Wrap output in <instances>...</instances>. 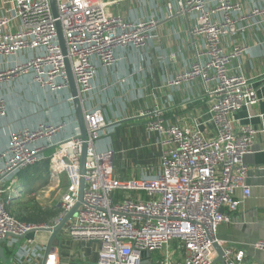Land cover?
<instances>
[{
  "label": "built area",
  "instance_id": "obj_1",
  "mask_svg": "<svg viewBox=\"0 0 264 264\" xmlns=\"http://www.w3.org/2000/svg\"><path fill=\"white\" fill-rule=\"evenodd\" d=\"M54 18L50 0H0V56L14 57L34 52L22 64L0 71V117L7 114L2 85L12 78L30 74L34 83L52 93L68 92L65 57L58 42L59 21L75 82L85 104L97 73L96 60L104 68L116 65L117 52L132 48L144 50L152 39L157 21L138 23L111 13L110 9L132 0H55ZM179 11L194 20L191 34L204 42V52L170 85L200 80L211 98V122L216 136L208 138L201 124L192 128L167 123L160 110L142 112L147 131L157 135L160 148L157 169L140 178H120L114 150L100 151L106 119L101 109H85L88 152L83 204L63 232L76 242L99 245L96 264H143L146 253L163 252L164 264H212L219 227L229 223L243 198L251 190L246 180L249 168L245 156L253 152L260 132L250 125H236L234 115L260 102L256 83L232 71V63L249 50L245 44L225 47V41L264 24V7L244 10L233 0H183ZM204 58V59H203ZM72 102V99L70 98ZM66 122L42 123L34 130L10 135L1 157L5 163L0 175V240L7 236L27 237L36 228L54 227L77 203L80 188V158L83 141L80 132L60 138ZM50 150V174L58 179L66 174L70 185L62 197L63 213L55 222L35 225L17 219L9 211L12 196L6 193L5 179L17 178L21 169L40 163ZM15 180V179H14ZM12 181V180H11ZM75 181V183H74ZM178 242L183 260L172 263L169 247ZM264 252V240L253 243ZM59 247L47 264H60ZM20 264H40V253L30 240L18 252ZM244 253L225 249L226 264H244Z\"/></svg>",
  "mask_w": 264,
  "mask_h": 264
},
{
  "label": "crops",
  "instance_id": "obj_2",
  "mask_svg": "<svg viewBox=\"0 0 264 264\" xmlns=\"http://www.w3.org/2000/svg\"><path fill=\"white\" fill-rule=\"evenodd\" d=\"M181 1L132 0L110 9L111 13L130 22L157 21L155 29L151 31L152 39L143 51L132 48L118 50L116 65L111 68H104L95 61L96 77L91 93L85 97V109L99 108L104 113L107 125L96 147L100 151L114 150L116 156L122 157L120 166L123 167L118 169L115 165L120 178H140L143 172L150 173L149 167L157 169L159 165L157 135L147 131V120L140 116L142 112L157 109L167 123H178L188 128L199 123L206 137L216 136V127L211 122L209 111L211 98L204 84L197 80L170 85L179 73L197 60L198 54L204 52V42L191 34L193 18L179 11ZM233 1L241 4L245 11L254 6L264 7V0ZM234 44H245L249 50L232 63V71L255 82L260 99L258 105L238 111L234 115L235 124L250 125L261 131L264 130V24L253 26L245 34L225 41L226 48ZM33 54L24 51L14 57L0 56V71L26 62ZM22 91L35 93L39 101L53 106L41 116L25 119L19 108L13 106L14 96L17 97ZM2 93L7 101V114L0 117V175L5 163L1 156L7 150L11 133L34 130L42 123L61 122H66L67 126L60 138H70L80 132L70 91L52 93L34 83L30 74H22L5 82ZM50 154V150L44 152L40 163L21 169L14 178L15 181L17 179L14 188L20 189L19 186L25 182L27 190L21 196L24 200L12 195L8 208L12 215L23 222V219L35 217L44 221L31 224L47 225L55 222L63 213L62 197L70 182L66 174L58 179L51 178ZM244 164L249 168L246 183L251 190L250 196L244 199L241 191L236 193L237 199L242 201L240 208L236 213H230L229 223L219 227L217 239L224 249L242 251L244 264H264V252L252 246L256 241L264 240V132L257 136L253 152L245 156ZM33 167L41 168L35 173L36 181L32 180L30 173ZM11 178L9 176L4 181L8 187ZM61 235L63 240L58 246L60 264L97 263L98 244L76 242L67 232ZM49 236L48 233H31L21 241L10 238L2 246L7 258L13 256V264H20L18 252L23 246L32 240L40 253H44ZM18 243L19 249L14 254ZM169 249L172 263L183 260V250L178 242H174ZM216 258L215 251L214 260ZM164 262L163 252L143 256V264ZM0 264L5 263L0 259Z\"/></svg>",
  "mask_w": 264,
  "mask_h": 264
},
{
  "label": "water",
  "instance_id": "obj_3",
  "mask_svg": "<svg viewBox=\"0 0 264 264\" xmlns=\"http://www.w3.org/2000/svg\"><path fill=\"white\" fill-rule=\"evenodd\" d=\"M50 5L52 8V13L54 18H58V10H57V4L55 0H50ZM56 28H57V35H58V42L61 47V51L63 56L65 57V69L68 76V82H69V90L71 94L72 104L74 108L75 117L77 120V125L80 131V138L83 141L82 146V152H81V158H80V174H81V180H80V188H79V194H78V201L75 204V206L66 214L64 215L59 222L54 227H39L36 228L32 233H48L49 240L47 242L46 248L44 250L43 258L41 261V264H47L49 260V256L54 253L59 246V243L63 240L62 238V232L67 225V223L74 218L77 215V212L80 208V206L83 204L84 199V190H85V181H84V175L86 173V164H87V152H88V132L86 128L85 118H84V111H85V105L83 103V100L79 94L77 84L74 79V75L71 69V65L69 62V59L67 58V48L65 44L64 39V33L62 26L59 21L56 22ZM22 189H25L26 185L25 182L22 183ZM18 190V187H17ZM23 192V191H21ZM10 238H14L12 236H7L4 239L0 240V259L5 264H13V256L11 258H7L6 256V250L3 248V244H5ZM20 241L24 237H16ZM19 244H17L14 254L19 249ZM214 249L217 254V258L214 260L212 264H226L225 263V249L221 246H219L217 243L214 244Z\"/></svg>",
  "mask_w": 264,
  "mask_h": 264
},
{
  "label": "rangeland",
  "instance_id": "obj_4",
  "mask_svg": "<svg viewBox=\"0 0 264 264\" xmlns=\"http://www.w3.org/2000/svg\"><path fill=\"white\" fill-rule=\"evenodd\" d=\"M13 102L15 103V104H13V106H17L19 108V111L25 117V119L26 118H32V117H35L37 115L41 116V115L49 112L50 108L53 106V104H51V103H47V102L43 103V102L39 101V99L37 98L35 93L26 92V91H22L17 97L14 96ZM121 159H122V157L120 155L116 156L115 165L118 169H119V167H123V166H120V160ZM34 169H36V167L31 168L30 173L32 175V180L36 181L35 173L37 171H39L41 168L38 167L36 170H34ZM13 181H15L14 178L12 179L11 183ZM21 186L22 185L19 186L20 189H18V190H17V187H15V188L12 187V189L14 191L12 192L11 190H9L6 193V197L13 195V196H16V198H18V199H23L21 196L25 193V191L27 190V187H25V189H22ZM6 188H8V186H6ZM21 191H23V192H21ZM37 198L40 199L43 197L37 196Z\"/></svg>",
  "mask_w": 264,
  "mask_h": 264
},
{
  "label": "trees",
  "instance_id": "obj_5",
  "mask_svg": "<svg viewBox=\"0 0 264 264\" xmlns=\"http://www.w3.org/2000/svg\"><path fill=\"white\" fill-rule=\"evenodd\" d=\"M24 222H27V223H42L44 220H41V219H37L35 217H32V218H28V219H23Z\"/></svg>",
  "mask_w": 264,
  "mask_h": 264
},
{
  "label": "bare ground",
  "instance_id": "obj_6",
  "mask_svg": "<svg viewBox=\"0 0 264 264\" xmlns=\"http://www.w3.org/2000/svg\"><path fill=\"white\" fill-rule=\"evenodd\" d=\"M74 183H75V181H74ZM50 264H53V260H51Z\"/></svg>",
  "mask_w": 264,
  "mask_h": 264
}]
</instances>
